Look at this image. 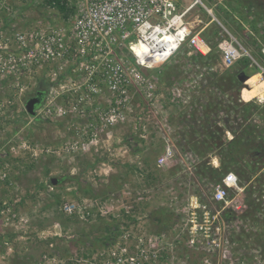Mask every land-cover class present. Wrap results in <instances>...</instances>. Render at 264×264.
<instances>
[{"label":"rangeland","instance_id":"1","mask_svg":"<svg viewBox=\"0 0 264 264\" xmlns=\"http://www.w3.org/2000/svg\"><path fill=\"white\" fill-rule=\"evenodd\" d=\"M193 1L179 0V8ZM41 10L25 8L28 17ZM186 19L212 54L201 57L183 46L151 72L165 102L134 97L137 120L101 133L89 149L66 152L64 142L75 132L63 120L29 121L22 111L28 92L18 95L12 80H0V264H50L54 254L67 264H112V251L139 260L142 250L144 264H264V174L240 184L229 204H217L213 179L197 174L201 160L189 149L208 140L203 130L229 140L243 124H262L260 109L228 106L234 92L223 73L233 64L221 62L217 45L232 40L250 54L259 71L239 97L264 102V0H199ZM166 145L180 156L176 169L156 167L152 179L145 177L138 167L154 164ZM211 163L218 165L214 156ZM66 200L84 214L64 213ZM190 235L194 243L184 241Z\"/></svg>","mask_w":264,"mask_h":264},{"label":"built area","instance_id":"2","mask_svg":"<svg viewBox=\"0 0 264 264\" xmlns=\"http://www.w3.org/2000/svg\"><path fill=\"white\" fill-rule=\"evenodd\" d=\"M59 1L66 11L56 6V0H0V80H12L18 95L28 92L26 98L42 85L44 94L34 114L26 112L25 100L22 111L29 121L63 120L66 130L75 132L64 142L66 152L69 147L82 151L96 146L101 133L137 120L139 104H134V97L151 105L165 102L156 72H151L183 46L201 57L213 52L212 45L186 19L199 0L184 9L179 8V0ZM27 3L43 5L44 10L28 17ZM217 49L225 66L241 55H250L239 52L227 39L219 41ZM179 161L180 156L166 145L156 165L168 169ZM234 190L242 192L243 188L237 175L228 171L212 184L211 200L227 205ZM62 210L84 214L73 200L64 201ZM184 241L194 243V235ZM55 256L50 264H67ZM151 256L157 257V252ZM140 257L144 260H128L112 251L110 262L144 264L148 255L142 250Z\"/></svg>","mask_w":264,"mask_h":264},{"label":"trees","instance_id":"3","mask_svg":"<svg viewBox=\"0 0 264 264\" xmlns=\"http://www.w3.org/2000/svg\"><path fill=\"white\" fill-rule=\"evenodd\" d=\"M50 2V0H48ZM56 6L61 10L66 11L64 6L59 0H56ZM219 28L216 26V30ZM263 56V55H262ZM261 56V57H262ZM223 74L226 77V82L230 87V90L234 92V95H230L228 100V106L240 104L249 111L252 109H260V120L262 124H250L246 123L240 126V130L234 132L233 137L229 140H225L223 134L219 139L211 138V130H203L201 135L206 137L207 141H203L198 145H188L189 149L195 151L199 156L201 162L196 166L197 174L201 177H209L213 181H219L223 175L228 171H233L238 178V182L244 185L249 180H257L264 174V102H259L258 98H253L249 102L240 100V90L245 86L244 82L247 78L252 76L255 72L259 71L255 67L253 60L247 55H241L234 64L225 70ZM42 85L37 88L32 94L40 92L43 96ZM248 93L256 92V86L250 90H245ZM216 105V104H215ZM207 109V108H205ZM208 109H212L208 106ZM217 129V130H216ZM216 132H222V128L214 127ZM210 157L207 158V156ZM211 156H214L218 162L217 166L211 163ZM149 162L145 160V168L138 167V170L143 173L145 170L147 173L145 177L153 178V173L156 171V161ZM179 167V166H177ZM159 168V167H158ZM175 170L176 167H171ZM57 181V180H56ZM51 183V178L49 179Z\"/></svg>","mask_w":264,"mask_h":264},{"label":"water","instance_id":"4","mask_svg":"<svg viewBox=\"0 0 264 264\" xmlns=\"http://www.w3.org/2000/svg\"><path fill=\"white\" fill-rule=\"evenodd\" d=\"M41 99H42V94L40 92L35 94V96L25 99V110L29 115L34 114V108L40 103ZM51 183L55 184L56 179L51 178Z\"/></svg>","mask_w":264,"mask_h":264},{"label":"crops","instance_id":"5","mask_svg":"<svg viewBox=\"0 0 264 264\" xmlns=\"http://www.w3.org/2000/svg\"><path fill=\"white\" fill-rule=\"evenodd\" d=\"M253 96H254V95H253ZM253 96H252V97H253ZM117 128H119V126H118ZM117 128H116V129H117ZM141 151H142V150H141ZM141 151H140V150H137L138 153H140ZM144 162H145V160H144ZM140 175H141V174H140Z\"/></svg>","mask_w":264,"mask_h":264},{"label":"flooded vegetation","instance_id":"6","mask_svg":"<svg viewBox=\"0 0 264 264\" xmlns=\"http://www.w3.org/2000/svg\"><path fill=\"white\" fill-rule=\"evenodd\" d=\"M36 92V91H35ZM33 96H35L34 94H33ZM32 97V96H31Z\"/></svg>","mask_w":264,"mask_h":264}]
</instances>
